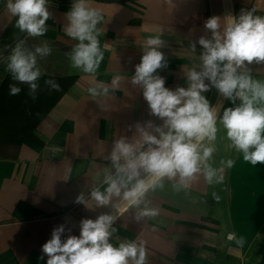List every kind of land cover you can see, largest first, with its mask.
Listing matches in <instances>:
<instances>
[{
	"label": "crops",
	"instance_id": "0c3cea01",
	"mask_svg": "<svg viewBox=\"0 0 264 264\" xmlns=\"http://www.w3.org/2000/svg\"><path fill=\"white\" fill-rule=\"evenodd\" d=\"M89 2L103 11L99 26L106 29L100 37L105 59L95 76L72 69L65 55L75 43L63 31L73 0H50L52 16L45 35L22 38L30 50L45 40L52 49L49 56L38 58L43 76L35 100L28 96L27 85H19V95H9V85L15 83L5 72L11 49L0 55V264H46L41 246L55 227L70 229L63 240L69 234L79 236L81 219L115 213L110 206L89 209L74 201L82 191L87 196L91 187L100 186L103 170L111 166L103 157L116 138L131 139L137 123H162L149 114L142 91L130 83L149 35L164 30L166 46L161 51L168 67L158 74L165 77V87H187L184 70L198 64L202 51L197 44L192 53L189 44L210 35L204 29L207 18L228 12L238 16L241 9L251 8L264 15V0ZM5 5L6 0H0V52L14 37L7 32L15 18ZM250 67L254 78L264 79V65ZM117 76L119 90L109 97L94 100L88 95V87L110 85ZM48 78L61 90L50 92L44 84ZM203 95L217 104L215 88ZM221 103L234 106L225 98ZM227 144L221 130L213 166L219 167L222 158L235 161L224 169L223 184L207 185L201 176L189 189L175 192L165 180L163 190L149 194L150 206L158 208L159 215L137 222L135 209L120 212L112 242L145 241L148 264H264V164L245 162ZM113 203L124 202L114 198ZM233 233L244 237L243 247L228 239Z\"/></svg>",
	"mask_w": 264,
	"mask_h": 264
},
{
	"label": "clouds",
	"instance_id": "9594fccd",
	"mask_svg": "<svg viewBox=\"0 0 264 264\" xmlns=\"http://www.w3.org/2000/svg\"><path fill=\"white\" fill-rule=\"evenodd\" d=\"M49 5L50 0H6L5 7L15 18L19 33L34 38L43 37L48 30L46 21L52 16ZM256 11L241 9L238 16L213 15L205 20L204 29L210 35L189 44L192 53H196L197 44L202 51L198 64L184 70L187 87L169 89L165 77L158 74L168 67L161 51L166 46L163 28L146 38L130 83L142 91L149 114L162 123H137L135 136L129 139L121 135L113 141L103 157L111 166L103 170L100 186L91 187L87 196L82 191L74 202L89 209L110 206L115 213L81 219L79 236L69 234L63 240L62 235L70 229L63 224L55 227L51 238L41 246L46 264H148L145 241L112 242L119 213L135 209L137 222L157 217L159 209L150 206L149 194L163 190L165 180L172 182L175 192L189 189L201 176L207 185L223 184L224 169L232 168L235 161L222 158L219 167L213 166L221 130L228 149L242 154L243 160L253 166L264 164V79L254 78L250 67L264 65V15ZM103 22L100 8L91 6L89 0H73L63 25L66 36L75 41L71 51L65 53L72 69L92 76L97 73L105 59L100 37L106 29L99 26ZM51 52L46 40L30 50L24 39H17L6 60L5 71L15 81L9 85V95H19V85H27L28 96L37 98L43 76L38 58ZM44 84L50 92L61 90L53 78L45 79ZM119 85L117 76L110 85L96 84L87 92L92 99L103 100L119 90ZM212 88L234 106L223 107L221 102L211 105L203 93ZM212 195L220 200L216 193ZM114 198L123 205L113 203ZM228 239L241 247L245 244L244 237L237 238L234 233Z\"/></svg>",
	"mask_w": 264,
	"mask_h": 264
},
{
	"label": "trees",
	"instance_id": "16d2710c",
	"mask_svg": "<svg viewBox=\"0 0 264 264\" xmlns=\"http://www.w3.org/2000/svg\"><path fill=\"white\" fill-rule=\"evenodd\" d=\"M14 24H15V21L13 22V24L11 25V27L9 28V30H8V34H12L14 37L12 38V41H11V43L10 44H8L7 45V47H10L18 38H20V36H21V34L22 33H19V30L18 29H16L15 27H14ZM7 47H5V48H7ZM1 58V57H0ZM6 72V71H5ZM5 74V73H4ZM2 82H3V78L1 79V81H0V87H1V85H2Z\"/></svg>",
	"mask_w": 264,
	"mask_h": 264
},
{
	"label": "water",
	"instance_id": "95a60500",
	"mask_svg": "<svg viewBox=\"0 0 264 264\" xmlns=\"http://www.w3.org/2000/svg\"><path fill=\"white\" fill-rule=\"evenodd\" d=\"M60 1L64 2L65 0H60ZM96 1L110 3V2H123V1H130V0H96ZM25 36H26L25 34H21L20 38H18V39H22ZM16 41L10 47H7L5 50L0 52V55L6 54L11 49V47L15 45Z\"/></svg>",
	"mask_w": 264,
	"mask_h": 264
},
{
	"label": "bare ground",
	"instance_id": "6f19581e",
	"mask_svg": "<svg viewBox=\"0 0 264 264\" xmlns=\"http://www.w3.org/2000/svg\"><path fill=\"white\" fill-rule=\"evenodd\" d=\"M228 15H230V12H228ZM223 99H224V98H223V97H221V96L219 95V96H218V101H217V103H218V102H222V101H223Z\"/></svg>",
	"mask_w": 264,
	"mask_h": 264
},
{
	"label": "rangeland",
	"instance_id": "374dc122",
	"mask_svg": "<svg viewBox=\"0 0 264 264\" xmlns=\"http://www.w3.org/2000/svg\"><path fill=\"white\" fill-rule=\"evenodd\" d=\"M0 65L2 66L3 64L1 63ZM1 66H0V67H1ZM0 78H1V72H0Z\"/></svg>",
	"mask_w": 264,
	"mask_h": 264
}]
</instances>
